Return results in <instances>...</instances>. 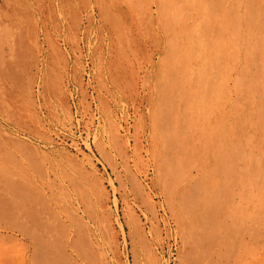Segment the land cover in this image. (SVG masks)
Instances as JSON below:
<instances>
[{
    "label": "bare ground",
    "instance_id": "6f19581e",
    "mask_svg": "<svg viewBox=\"0 0 264 264\" xmlns=\"http://www.w3.org/2000/svg\"><path fill=\"white\" fill-rule=\"evenodd\" d=\"M122 5L130 25L133 16L135 26H147L153 48L143 151L145 177L158 190L131 174L137 215L130 209L121 221L94 190L80 192L81 215L62 210L65 220L0 142V242L21 243L16 251L0 247V264H264V0ZM14 81L27 85L20 75ZM15 142L28 167L41 170L37 154Z\"/></svg>",
    "mask_w": 264,
    "mask_h": 264
},
{
    "label": "rangeland",
    "instance_id": "374dc122",
    "mask_svg": "<svg viewBox=\"0 0 264 264\" xmlns=\"http://www.w3.org/2000/svg\"><path fill=\"white\" fill-rule=\"evenodd\" d=\"M123 1L0 0V36L11 34L0 47L2 154L12 153L60 218L65 219L62 210L67 207L79 209L81 215L80 192L94 190L103 191V208L121 221L131 210L137 215L131 174L145 190H158L150 174L145 177L149 161L143 151L153 48L147 26H135L133 16L132 25L126 20ZM117 20L122 22L120 30ZM12 51L14 57L8 54ZM7 61L17 73L13 77L4 68ZM18 75L25 88L16 87ZM20 139L37 154L43 170L28 167L26 153L15 142ZM70 176L78 180L75 187ZM87 220L83 217L84 224L91 225ZM161 228L157 231L164 236ZM112 230L116 234V226ZM17 238L0 242V247L16 251L21 244Z\"/></svg>",
    "mask_w": 264,
    "mask_h": 264
}]
</instances>
